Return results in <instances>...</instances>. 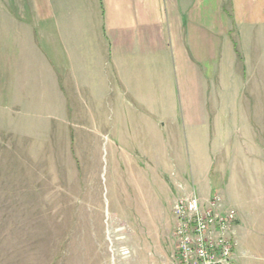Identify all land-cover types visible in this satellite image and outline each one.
I'll return each instance as SVG.
<instances>
[{"label":"rangeland","instance_id":"obj_1","mask_svg":"<svg viewBox=\"0 0 264 264\" xmlns=\"http://www.w3.org/2000/svg\"><path fill=\"white\" fill-rule=\"evenodd\" d=\"M22 59L19 79L0 80V90L11 88L0 99V264L167 262L174 251L175 194L168 186L174 166L199 198L212 194L230 209L241 203L247 217L236 235L237 263L264 264L263 90L259 107L250 99L252 112L230 113L233 84L221 76L204 83L202 111L193 105L175 115L177 129H142L135 120L116 131L101 125L107 115L99 98L74 93L64 82L63 97L40 83L23 88ZM6 73L0 63L1 79ZM249 137L252 146L244 147ZM217 148L222 153L210 163V180L206 170ZM234 174L242 179L235 197L225 185Z\"/></svg>","mask_w":264,"mask_h":264},{"label":"crops","instance_id":"obj_2","mask_svg":"<svg viewBox=\"0 0 264 264\" xmlns=\"http://www.w3.org/2000/svg\"><path fill=\"white\" fill-rule=\"evenodd\" d=\"M22 57L23 88L40 83L63 97L64 82L74 93L99 98L107 115L101 125L111 130H126L135 120L142 129H177L182 124L175 115L193 105L202 111L204 83L225 75L235 87L229 112L250 113V99L259 107L256 99L264 91V0H0V63L8 70L0 80L19 79ZM7 89L0 90V99ZM242 143L251 147V137ZM216 152L208 176L220 161L221 149ZM249 156L245 151L244 159ZM173 168L168 186L176 199L178 186L185 185ZM240 180L234 174L225 182L233 195L237 191L234 197ZM236 203L235 241L247 217Z\"/></svg>","mask_w":264,"mask_h":264},{"label":"built area","instance_id":"obj_3","mask_svg":"<svg viewBox=\"0 0 264 264\" xmlns=\"http://www.w3.org/2000/svg\"><path fill=\"white\" fill-rule=\"evenodd\" d=\"M178 189L171 211L174 251L161 264H238L234 253L235 210L224 208L217 196L202 202L193 188Z\"/></svg>","mask_w":264,"mask_h":264}]
</instances>
